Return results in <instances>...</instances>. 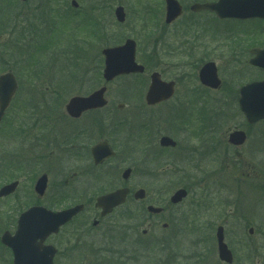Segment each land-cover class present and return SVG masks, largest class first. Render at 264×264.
<instances>
[{
  "label": "rangeland",
  "instance_id": "rangeland-1",
  "mask_svg": "<svg viewBox=\"0 0 264 264\" xmlns=\"http://www.w3.org/2000/svg\"><path fill=\"white\" fill-rule=\"evenodd\" d=\"M71 1L62 0V18L57 20L59 30L55 32L60 36H51L49 42L46 43V36H23L24 33L34 31L25 21V18L30 12L41 13L43 5L37 6L41 0H29L27 3L13 0L10 6L8 0H0V74L11 69L20 82V91L12 101L7 114L20 112V116H22L24 107H27L29 109L31 132L34 136H40L43 125H47L49 131L48 141L46 142V156L41 162H38L34 156L28 158L26 155L24 147L28 143V138L24 141L22 133L4 137V130L0 128V144H8V148L10 147V156L4 153L1 157L0 186L15 179L21 181L17 192L19 201L16 202V205L14 201L9 205L0 201V238L5 230L13 233L16 230L20 213L37 201L33 194H28V187L31 191V186L43 173L50 176L48 193L45 199H41L43 205L58 210L75 203L74 200L57 199L52 194L63 170L59 160L51 154L53 143L57 137L55 125L59 124L56 116L63 112L65 104L72 96L79 93H89L93 90L94 85L90 80H94L95 86H97L99 79H95V76L102 74L104 67L103 48L122 44L127 38H133L137 41V61L145 65L146 73L142 76L132 74L117 77L108 84L106 97L111 103L125 104L124 110L121 111L122 114L129 116L133 113L139 123L151 125L152 115L155 118L161 108H145V101L137 104L133 100L134 94L138 93L137 89L148 87L150 74L155 70L161 71L167 80L170 78L177 79L180 83L178 94L176 99L170 102V107L176 109L177 104L174 103H178L176 100L183 96V82L187 76L186 72L193 71L185 55L169 52V46L172 43L180 42L182 36H191V39H193V36H205V33L216 36L217 26L219 36L230 38L264 36L263 20L220 21L214 19L206 25L199 24V28L198 26L194 29L190 27L188 32L186 27H188V21L191 20L186 15L187 13H184L171 25L165 24L164 0H100L105 3L106 8L102 9L101 12L106 15L99 16L98 22L99 24L105 23L107 31L102 32L103 36L98 29H95L96 33H100L99 36H81L82 38L78 39L80 35L71 36L74 32L73 24L76 22L72 19L71 13H75L74 10L76 9L80 11L87 9L91 16H96V13L92 12V6L89 2L98 0H76L79 4L78 8L72 7ZM179 1L182 5H186L190 0ZM118 5L125 7L127 13L125 23H119L115 17V8ZM157 7L160 8L159 25L154 24V21L157 22V20H154L153 16V10ZM78 16L75 17L78 18ZM102 16H105V22ZM202 16L200 14L195 17L199 19ZM210 16L207 15L206 18ZM44 21L46 22L44 27H47V32L52 20L45 17ZM191 22L193 23V21ZM47 23H50V25ZM60 28L63 31H60ZM82 32L87 31L81 30L80 33ZM158 37L161 39L157 45ZM50 44L57 47L55 53L53 49L47 51ZM226 45L227 42L223 41L222 54L212 56L216 58L219 74L224 81H232L233 76L238 77L241 83L264 79V70L254 68L249 64L248 60L251 58L249 51L243 53L242 56H238L236 53H232ZM155 49L159 53L157 62L155 60ZM47 53L49 54L47 55ZM196 53L199 55L198 52ZM238 59L240 62L242 61L241 64ZM81 69L83 72L77 80L76 71ZM27 81H29L28 85H26ZM183 104L180 106V108H183L180 111H182V114L186 113L185 116L190 119L194 117L195 112H198L200 106L201 109H208L212 106L211 102L196 103L191 99H186ZM226 109H228V114L231 113V116L227 115L228 118H225L226 121H229L225 129H232L241 120L236 113L238 108L232 105L226 107ZM189 110L191 113L188 112ZM186 126L187 133L174 132L171 135L179 142L182 141L181 149L173 153V157L179 159V161L187 153L186 148H183L186 144L188 147L189 142L198 144L200 141L197 137H193L194 129L199 127H195L191 121ZM162 128V134L170 132L167 127L162 126ZM13 132L21 131L14 129ZM231 151L207 153L204 157L200 155L201 153L193 155L196 163H202L200 167L205 172V181H202L200 188H197L196 183V185L185 184L180 175L174 173L175 168L176 171L179 169L178 166L174 167V163L169 164V167H166L167 169L157 168L156 172L152 171L149 176L145 175L142 168L141 176L139 175V184L141 187L146 188L148 192L153 191L155 193L159 190L172 192L180 186L187 188L190 186L191 189V193L185 202L174 207L171 212L175 217V225L168 231H164L159 227L151 233L152 238L143 237L149 240V242L147 240L143 242V247L148 246V243L156 236L158 240L160 238L168 240L163 245L158 244V248L161 245L164 247L165 252L160 254V257L169 256L172 259V264H225L218 257L215 236L217 227L223 225L225 227L226 242L235 256L233 264H264V204L260 202L252 185L247 183L253 181V179L255 182V179L262 177L261 171L259 172L257 168L250 166V163H248L250 162L249 158L259 160L262 157L264 160V154L255 151V158H252L245 151L237 154L233 150ZM8 161L12 164L7 171L5 166L8 165ZM243 162H246V165H243ZM71 164V162L66 163V165ZM197 171L199 170L197 169ZM197 171L194 170L195 174H197ZM147 172L150 173V170ZM154 174H157L161 179L153 180L156 176ZM119 177L121 176L119 175ZM236 182L238 184L247 183L242 186L243 194L241 198L240 193L233 189ZM133 184H135V178ZM190 210H192L190 212L191 216L183 219L182 214H187ZM84 215H81L82 218L79 222H81ZM116 226H118V223H116ZM250 228L254 229L252 234ZM70 229L71 226L64 231L68 232ZM115 234L120 235V230H115ZM129 235L132 237L140 236L141 230L129 233ZM61 241L62 238L59 242ZM149 255L155 256L153 252H150ZM82 260L96 264L91 255ZM153 260L154 257L151 259L144 258L143 264H151ZM11 261L10 250L6 249L0 242V264H11ZM56 264L77 263H65L62 258L58 257Z\"/></svg>",
  "mask_w": 264,
  "mask_h": 264
},
{
  "label": "flooded vegetation",
  "instance_id": "flooded-vegetation-1",
  "mask_svg": "<svg viewBox=\"0 0 264 264\" xmlns=\"http://www.w3.org/2000/svg\"><path fill=\"white\" fill-rule=\"evenodd\" d=\"M28 1H21V3H27ZM215 1L216 0H190L186 5H182L183 14L187 13L186 15L189 16V20L193 21V23L188 21V27H186L188 32L190 31V27L194 29V27L198 26L199 28V24L201 23L206 25L214 19L222 21V19L211 10L203 9L196 11L192 9L195 3ZM89 4L92 6L91 10L95 9L96 13L94 19L91 20L93 28L87 30V32L80 33V31L83 30L82 27L86 24L83 20L88 19L91 14L88 13L87 9L82 11L76 9L74 10L75 13H71L72 17L76 19L77 17L75 16L81 15L76 19V23L74 22V36H99L100 33H96L97 31L95 29H98L101 34L107 31L106 24L103 22L99 24L98 22L99 16L106 15L104 12H101L102 9L106 8L105 3L94 1L89 2ZM40 5H43L40 14L30 12L26 15L25 21L34 31L24 33L23 36H60V34L55 32L58 31L57 20L62 18V0H41L37 6ZM159 11V7L153 10L154 20H157V22L154 21L155 25H159L160 22ZM13 12L15 13V10ZM13 12L12 17L14 16ZM200 14L203 15L202 18L198 19L195 17ZM207 15L211 16L206 18ZM45 17H49V19L52 20L51 25L47 23L50 25L47 32V27H44V24H46L44 21ZM102 17L105 22V16ZM204 17L205 19H203ZM216 33V36H210L205 33V36H193V39H191V36H182L180 42H174L169 46V52L185 55V57L188 58V63H190L193 71L186 72L187 76L183 82V96L176 100L178 103H174L177 104L175 109V107H170V102L176 99L180 84L179 81L175 78L167 80L164 78L161 71L155 70L159 72L161 77L167 82H174L175 90L172 97L165 101H161L152 106L147 104L144 105L145 108H161L158 110V114L155 118L152 115V119L150 120L151 125L148 123L142 125L143 123H139L136 120V115L133 113L129 116L122 114L121 111L125 108L124 103H111L108 100L106 94L108 93V84L111 82H106L103 79V71L102 74L95 76V79H99L97 86H95L94 80H90L94 85L92 91L89 93H79L74 96H87L95 89L104 87L105 85L107 87V91L105 92V97L108 101L107 105L85 111L79 117H73L66 111V103L63 112L56 116L59 124L55 125L57 137L53 143L51 154L55 155V158L59 160L63 170L60 173L61 177L56 183L55 191L52 194H54L57 199L63 198L65 200L75 201V203L68 205L67 208L81 204L84 206V209L74 216L72 221L61 227L58 233L50 234L45 239L44 244L52 245L57 250L54 256L55 264L58 257L62 258L65 263L76 262L77 264H92L91 262L82 260L90 255L93 256L96 264H143L144 258L151 259L152 257L157 261V264L158 261H160L161 264H172V259L169 256L160 257V254L165 252L162 245L167 243L168 240H165V238H160V240H158L155 236L153 240L148 243V246L144 247L143 242H146L145 240H147V238H152L151 233L156 231L159 227L164 231H168L175 225V217H173L171 212L174 207L185 202L191 193V189L190 186L188 188L185 186L178 187L177 189L186 188L188 190V195L181 202L173 203L171 197L177 189L174 191L172 190V192L168 191L169 193L162 190L154 193L153 191L148 192L146 188L141 187L139 184V175L141 176L142 168L145 171V175L149 176L152 171L156 172L157 168L167 169L166 167H169V164L172 165L174 163V167L178 166L179 168L177 171L175 168L174 173L180 175L181 180L185 184H197V188H200L202 181H205V172L200 167L202 163H196V160H194L193 155L195 153H201L200 155L204 157L207 153L223 151L232 152L231 150H233V152L237 154L241 151H245L247 154L249 153L252 158H255V151L264 154V120L250 123L239 107L241 88L246 83H241L236 76H233L232 81H224L219 74L216 58L212 57L217 54H222V45L224 41L227 42L226 47H228L232 53L242 56L243 53L249 51L252 58L255 56L254 50L264 49V36L234 38L219 36L218 26ZM102 35L104 36V34ZM160 39L161 38L158 37L157 45ZM196 52H198L199 55ZM158 59L159 53L158 50L155 49L156 62ZM210 62L216 65L217 75L220 78V85L217 88L207 86L200 80L199 73L201 69ZM238 62L241 64L242 61L240 62L238 59ZM82 72V69L76 71L77 80ZM28 84L29 81L26 82V85ZM19 91L20 82L18 83V90L13 100L16 98ZM146 92L147 90L145 94ZM145 94L143 97H135L133 100L138 104L145 100ZM186 99H191L196 103L211 102L212 106L208 109H201L200 106L198 112H195V114H193L194 117L190 119L185 116L186 113L182 114V111H180L183 109L180 108V106L181 104L184 105L183 103ZM232 105L238 108L236 113L238 117L240 116L241 120L238 124L234 125L232 129H225V126L228 125L229 122L226 121L225 118H228L227 115L231 116V113L228 114V109H226V107L228 108ZM7 110L0 121V128H2L5 133L4 137L13 136L15 133H22V139L24 141L28 138V143L24 147L26 155L28 158L34 156L38 162H41L46 156L47 151L46 142L48 141L47 135L49 132L47 130V125H43V129L40 130V136H34L31 132L29 109L27 107H24L22 116H20V112L7 114ZM188 112L191 113L190 110ZM190 121L195 127H199L194 129L193 137H197L200 141L198 144H191L189 142L188 147L186 144L183 148H186L185 151L187 153L182 157V160L179 161V159L173 157V153L181 149L182 141L179 142L171 135H173L174 132L187 133L188 129L186 124ZM162 126L167 127L170 132L162 134ZM14 129L21 132H13ZM235 130H242L245 133L246 138L240 145H236L231 141V133ZM164 136L171 137L176 141V146L163 145L161 140ZM4 137L3 140L5 142ZM100 143H104L105 146L110 147V149L114 151V155L96 164L92 150ZM7 145L8 144H0V162L4 153L10 156V147L8 148ZM254 160L255 159L249 158L250 162L248 163H250V166H253V168H257L259 172L261 171L262 177L255 179V182L253 179V181L247 183L252 185L255 192H257L256 194L260 202L264 204V160L262 157L259 160H255V162ZM69 162L72 164L66 165V163ZM7 164L5 169L8 171L12 163L8 161ZM244 164L246 165V162H243V165ZM128 169L130 170L128 177L124 178V171ZM197 169L200 172L197 171ZM148 170H150V173L147 172ZM194 170L197 171V174H195ZM119 175L121 177H119ZM154 175L156 176H154L153 180L161 179L157 174ZM25 176L27 177V175ZM167 176L168 174L166 177ZM48 178L50 181L49 175ZM134 178L135 184H133ZM20 182L19 180L18 189L20 187ZM247 183L238 184L236 182L233 185V189L240 193V198L243 194L242 186ZM34 186L35 183L31 186V191L28 187V194H33L35 198H37V201L30 206L43 205L41 199H45L50 183L48 182L47 191L42 196H39L35 192ZM118 189H128L126 201L115 207L111 213L103 215L102 209L97 206L98 199ZM141 189L145 190L144 198H137V193ZM17 192L6 197H0V201L7 205L13 201H17ZM151 193L153 194L151 195ZM151 205L160 208L161 211L151 212L149 210ZM189 208L191 207L189 206ZM190 212H192V210L187 214L183 213L182 218L187 219L191 216ZM81 215H84V217L81 222H79L82 218ZM194 219L195 217L193 220ZM116 223H118V226H116ZM70 226L71 229L65 232L64 230ZM115 227L117 228L112 229ZM115 230H120V235H116ZM138 230H141L140 236L132 237L129 235V233L137 232ZM143 237L147 238L144 239ZM61 238L62 241L59 242ZM147 241L149 242V240ZM158 244L162 245L158 248ZM150 252H153L155 256L149 255ZM11 255V264H13L12 251Z\"/></svg>",
  "mask_w": 264,
  "mask_h": 264
},
{
  "label": "water",
  "instance_id": "water-1",
  "mask_svg": "<svg viewBox=\"0 0 264 264\" xmlns=\"http://www.w3.org/2000/svg\"><path fill=\"white\" fill-rule=\"evenodd\" d=\"M26 1V0H22ZM72 5L77 6L75 0ZM193 10L208 9L215 11L221 18H264V0H219L215 3H196ZM166 22L172 23L182 14V6L178 0H166ZM117 20L124 22L126 13L123 6L115 10ZM137 42L128 38L122 45L107 47L103 49L105 56L104 78L106 82L114 80L120 75L132 73H143L145 67L136 61ZM255 58L251 63L264 68V49L254 50ZM201 80L204 84L217 88L220 80L214 63H209L201 71ZM174 82H166L161 79L158 72L151 75V83L146 94L148 105H154L163 100L169 99L175 90ZM17 90L15 75L9 71L0 75V121L8 108L12 97ZM107 87L95 90L88 96H74L66 105L67 112L73 117H79L83 112L101 108L107 105L105 97ZM240 107L250 122H257L264 119V81L254 82L244 86L241 90ZM245 133L236 131L231 134V141L235 144L244 142ZM163 145L176 146V141L171 137L164 136L161 140ZM95 163H101L107 157L114 155L110 147L100 143L92 150ZM130 170L124 172L123 177L127 178ZM18 181L4 186L0 190V196L8 195L15 191ZM48 186V175L43 174L36 183V192L43 195ZM128 189H118L98 199L97 206L103 209V215L110 213L114 207L126 201ZM145 190L137 193V198H144ZM188 195L184 188L178 189L171 201L181 202ZM83 205H76L60 211H53L44 206H33L22 213L18 222V229L14 235L5 231L1 241L12 248L14 252V264H54V256L57 252L52 245H44L45 239L52 233H58L60 228L72 220V218L83 210ZM151 212H160L161 209L150 206ZM251 233L253 230L251 229ZM218 255L222 261L232 263L234 256L225 241L224 227L219 226L216 231Z\"/></svg>",
  "mask_w": 264,
  "mask_h": 264
},
{
  "label": "trees",
  "instance_id": "trees-1",
  "mask_svg": "<svg viewBox=\"0 0 264 264\" xmlns=\"http://www.w3.org/2000/svg\"><path fill=\"white\" fill-rule=\"evenodd\" d=\"M8 1H9V3L11 2V0H8ZM9 3H8V4H9ZM141 90H142V87H139V88L137 89V92H138V93H142Z\"/></svg>",
  "mask_w": 264,
  "mask_h": 264
}]
</instances>
